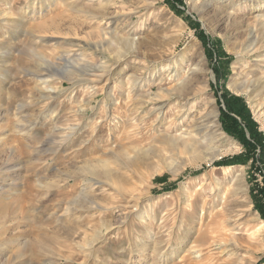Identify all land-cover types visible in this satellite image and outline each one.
I'll list each match as a JSON object with an SVG mask.
<instances>
[{
    "label": "rangeland",
    "instance_id": "obj_1",
    "mask_svg": "<svg viewBox=\"0 0 264 264\" xmlns=\"http://www.w3.org/2000/svg\"><path fill=\"white\" fill-rule=\"evenodd\" d=\"M95 3L0 0V264H264V229L252 233L264 225V148L244 165L214 164L244 153L222 128L223 96L242 98L264 139V49L240 46L249 25L264 40L248 6L264 16V0ZM121 36L136 40L135 53ZM180 65L185 90L164 101L159 86L173 85ZM134 77L145 81V112L164 105L154 128L132 126ZM178 101L191 112L181 123L170 121ZM222 221L236 235L220 240L238 255L208 241L200 262L178 263L180 241Z\"/></svg>",
    "mask_w": 264,
    "mask_h": 264
},
{
    "label": "bare ground",
    "instance_id": "obj_2",
    "mask_svg": "<svg viewBox=\"0 0 264 264\" xmlns=\"http://www.w3.org/2000/svg\"><path fill=\"white\" fill-rule=\"evenodd\" d=\"M89 3H95L97 2V5L100 4L102 8H106L107 6H105L104 0H87ZM96 4V3H95ZM151 5V4H150ZM248 6L250 7V9H255L256 15H254V23H264V16L261 15V6L255 3H251L248 4ZM98 8V7H96ZM101 8V9H102ZM105 14V13H104ZM256 32V27L253 25H249L248 26V30H247V35H248V40L244 41L240 46H241V51L244 54H250L252 53L253 55H255L256 53H258V51H260L261 49H264V40L261 42V44H259V40L257 38V36L255 35ZM101 33V30L100 32ZM100 35V34H99ZM102 39H106V37H110L109 34L105 31V29L102 30L101 33ZM120 40L126 44V46L132 51L131 53H135L134 49L136 46V40L134 39H130L122 37L120 38ZM105 41V40H104ZM104 42L101 43V46L103 45ZM98 44V43H97ZM99 45H97L98 47ZM68 59V58H67ZM65 60V57H64ZM260 62H263L264 59H260ZM264 65V64H263ZM192 66V64L190 65ZM258 66V65H257ZM178 69L174 70V74L170 76V79H173L174 84L164 88L163 85L159 86V91L161 93H164V95L162 96L164 101L167 100L171 95H173V92L176 91H184L185 90V85L187 83V79L186 77L188 76V69L184 70L182 65L178 66ZM188 67V66H187ZM264 68V67H263ZM190 71H192V69H190ZM194 71V70H193ZM170 68L166 69V70H161V72H158V78H159V82H163L165 77L164 75L166 74H170ZM136 74V73H135ZM264 74V73H263ZM131 77V76H130ZM133 77V76H132ZM156 81V80H155ZM172 81V80H171ZM150 82H154V79H152ZM129 85H128V100L130 99L132 102L131 106L132 108L130 109V112H132V114L135 113L134 116H132L131 120H132V126L135 128H137V126H141V125H146L147 123H151V128H154V125L156 126L161 120L163 115H165V113L163 114L162 112V108L164 107L163 104H160V106H156L153 105L149 108L148 111L145 112V110L143 109V105H144V98L148 97V92H145L144 94H137L139 91H141L146 85H145V81L142 80L141 77H134V78H130L129 81ZM158 84V83H157ZM228 88L234 92H238L241 91L243 89V84L242 82L239 81V78H232V80L228 83ZM43 89V88H42ZM45 89V88H44ZM53 90V89H51ZM135 95L134 98H132ZM179 97V96H178ZM139 99V100H138ZM149 99V98H148ZM143 100V101H142ZM153 101V100H152ZM128 103V102H127ZM126 103V104H127ZM153 103V102H152ZM165 104V103H164ZM169 104V103H168ZM174 108L171 112V122H177L178 121H182L184 122V120H186V118L189 116V114L191 113L189 111V109H187V104L186 101L180 102L178 101L176 104H174ZM128 111V110H127ZM140 113L141 116L139 117V119L137 118ZM167 113V112H166ZM195 114V113H194ZM168 115V114H167ZM151 117V118H150ZM214 117V116H213ZM150 118V119H149ZM166 118V117H165ZM196 118V117H195ZM164 119V118H163ZM169 119V118H168ZM200 120V119H199ZM165 121V120H164ZM99 122V121H98ZM187 122V121H186ZM195 122V121H194ZM181 123V122H180ZM179 123V125H180ZM191 123V122H190ZM162 124V123H161ZM176 124V123H175ZM186 125V124H185ZM202 125V124H201ZM205 125V124H203ZM163 127V126H162ZM214 127V125H213ZM133 128V129H134ZM175 128V127H174ZM182 128V127H181ZM132 129V130H133ZM180 129V128H179ZM189 129V128H188ZM200 129V127H199ZM137 130V129H136ZM135 130V131H136ZM208 130V129H207ZM178 131V130H177ZM134 132V131H133ZM138 132V131H137ZM155 132V131H154ZM160 132V131H159ZM175 132V131H174ZM164 135V133H162ZM181 134V133H180ZM212 134V133H211ZM159 135V134H158ZM161 135V134H160ZM179 135V134H176ZM208 135V134H207ZM182 136L190 138V139H194L195 137H197V135L193 132V131H184L182 132ZM172 137V136H171ZM159 138V137H158ZM161 138V137H160ZM196 139V138H195ZM200 139V138H199ZM198 139V140H199ZM201 141V140H200ZM197 142V140H196ZM196 144V143H195ZM194 145V143H193ZM198 145V144H197ZM214 157V156H213ZM213 160V159H212ZM84 169V168H83ZM84 182L86 184H89V186H93L94 183L97 184H101L100 182L96 181H92L93 179L90 178H85L83 179ZM91 184V185H90ZM84 190V189H83ZM86 192V191H85ZM224 194V193H223ZM79 196H83V193L81 192ZM78 200V199H77ZM194 200V199H193ZM193 202V201H192ZM217 205V204H216ZM193 206V205H192ZM191 206V207H192ZM188 207V206H187ZM193 211V210H192ZM202 212V210H201ZM210 212V211H209ZM221 213V212H220ZM193 214V213H192ZM195 214V213H194ZM191 215V213H190ZM208 216V214L206 215V217ZM213 216V215H212ZM201 217V216H200ZM205 217V216H204ZM222 218V217H221ZM208 219V218H207ZM224 220V219H223ZM190 221V220H189ZM192 222V221H191ZM195 222V221H194ZM246 222V221H245ZM203 223H206L203 221ZM227 223V221H226ZM241 223V222H240ZM208 224V223H207ZM213 224V223H210ZM216 224V223H215ZM214 224V225H215ZM200 227L198 228L197 232H196V236L193 237L192 239H188V237H186V240H182L180 241L179 245L174 249L175 250V254L176 252L178 253H182V256H179L180 259L178 261V263H180L182 260H188L185 262H200L202 260V250L200 249V247L202 245H204L205 243L209 242V247L213 248V250H220L219 253L220 254H227V255H238L237 254V248L235 246H232L231 244L222 242L220 240V237L225 236V234L231 235V236H235L236 233L234 232L235 228H231L229 226H226L224 224V221H222L221 223H219V226H213L211 225L213 228L211 227H207L204 228L202 230V225H199ZM209 226V224H208ZM235 226V225H234ZM204 227V226H203ZM192 228V227H191ZM241 228V227H240ZM264 229V225L262 223L257 224L253 227L252 233L253 236L255 235L256 237H261L262 236V232ZM189 231L190 228L188 229ZM240 233V232H239ZM188 236V235H187ZM191 238V237H190ZM229 238V237H228ZM227 240V239H226ZM261 240V239H260ZM230 242V240H227V242ZM233 241V240H232ZM208 244V243H207ZM234 244H236L234 242ZM168 245V244H167ZM230 249H227L228 246H230ZM186 247V248H185ZM227 249V250H226ZM205 254V253H204ZM205 256V255H204ZM232 258V257H231ZM165 261V260H164ZM241 261L240 259H237L234 261L233 264H239ZM246 263V262H245ZM232 264V263H231ZM244 264V263H243Z\"/></svg>",
    "mask_w": 264,
    "mask_h": 264
},
{
    "label": "trees",
    "instance_id": "obj_3",
    "mask_svg": "<svg viewBox=\"0 0 264 264\" xmlns=\"http://www.w3.org/2000/svg\"><path fill=\"white\" fill-rule=\"evenodd\" d=\"M179 3L182 0H175ZM172 9H176L171 1H169ZM218 51V56H221ZM223 102L226 106V111L222 110L220 114V121L223 130L230 136L234 137L244 148V153L224 158L215 162L216 166H230V165H244L249 160L255 161V145L262 151L264 148V139L262 134L258 131L257 124L251 118L250 111L246 107L244 101L236 96H223ZM158 182L163 183L164 177L156 179ZM261 196L264 197V187L258 190ZM260 196V197H261ZM264 200V199H263ZM264 204V202L262 203ZM256 202V209H258L261 216L264 218V205ZM264 262V258L260 260Z\"/></svg>",
    "mask_w": 264,
    "mask_h": 264
}]
</instances>
